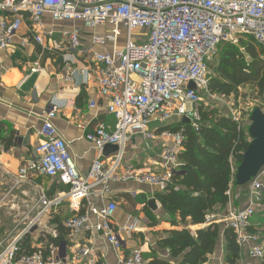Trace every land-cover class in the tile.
Returning <instances> with one entry per match:
<instances>
[{
	"label": "built area",
	"instance_id": "1",
	"mask_svg": "<svg viewBox=\"0 0 264 264\" xmlns=\"http://www.w3.org/2000/svg\"><path fill=\"white\" fill-rule=\"evenodd\" d=\"M21 12L30 13L33 26L41 25L42 19L50 16L56 22H83L91 31L107 27L104 35L93 33L90 41L97 47H112L110 52L81 50L80 30L67 34L70 51L91 57L92 66L85 74L95 77L100 95L107 101V112L115 120L114 126L98 125L87 139L101 154L108 146L117 147L118 151L107 162L97 159L89 175L83 177L72 161L66 141L52 123L54 109L41 130L43 142L37 148L38 156L26 162L19 179L24 180L34 173L57 179L69 190L52 200L41 196L39 203L43 212L39 218L64 200L70 201L72 210L80 212L83 202L89 201L95 193L101 197L108 195L113 182L168 187L180 166L183 136L170 132L161 134L174 138L175 143L164 148L163 172L156 174L124 166L131 140L136 137L152 140L158 132L151 131L150 126L172 120L188 119L197 130L201 122L200 92L214 97L209 92L208 73L219 47L225 43L235 45L241 37H250L264 48V0H0V51L8 50L20 31L24 21ZM36 40L43 44L42 37ZM31 71L40 70L36 66ZM191 84L194 89H190ZM91 106L95 107V103ZM229 110L231 117L239 122L241 113L234 111L233 106ZM4 152L0 127V155ZM263 178L264 168L250 184L246 206L240 210L230 209L223 219L227 228L235 232L241 255L259 263L264 257L261 237L264 225L255 233L250 228L257 208L264 215ZM117 209V204L110 202L94 212V224L89 225L90 215L85 213L66 221L65 227L73 235L83 229L99 233L115 250H121L120 233L133 227L127 230L115 226L113 219ZM213 220L218 223L213 215L208 223ZM34 223H30L28 232ZM25 233L4 249L0 264H58L46 260L41 253L18 258ZM57 235V231L52 234L54 238ZM90 253L91 249L84 247L79 255L88 258ZM123 263L147 264L139 249L133 250Z\"/></svg>",
	"mask_w": 264,
	"mask_h": 264
},
{
	"label": "crops",
	"instance_id": "2",
	"mask_svg": "<svg viewBox=\"0 0 264 264\" xmlns=\"http://www.w3.org/2000/svg\"><path fill=\"white\" fill-rule=\"evenodd\" d=\"M21 14L24 21L20 31L13 38L10 48L0 51V127L1 139L5 146V152L0 155V254L20 236L16 234L18 210L23 220H31L34 209L38 211L40 208L38 202L41 196L52 200L69 190L57 179L34 173L24 180L19 179L20 171L26 162L37 158V148L43 142L41 130L54 109L56 112L52 123L59 136L66 141L72 161L80 175L87 177L97 159L107 162L116 153L101 154L87 139V135L98 125L114 126L115 120L107 112V101L101 97L95 77L90 73L85 74V70L92 66L91 57L70 51L67 37L68 33L79 29L81 50L110 52L111 46L97 47L90 41L93 33L104 35L107 27L101 26L91 31L83 22H56L50 16H45L41 25L33 26L30 13ZM36 37H42L43 44L38 43ZM36 66L40 71L32 73L31 70ZM93 103L95 107L91 106ZM180 122L184 120L151 125L150 130L158 132V136L152 140L133 138L127 147L124 166L133 167L139 172H163L162 152L165 147L174 145L175 140L172 137H162L161 134L167 132L164 131L166 127ZM236 174L237 170L228 206L215 213L217 224L224 227H221L215 252L208 256L206 264H226L224 230L227 226L221 220L234 208L233 197L237 195L238 189L243 187L237 186ZM163 190L135 182H113L110 184L108 195L101 197L95 193L89 201L83 202L80 212L72 210L70 201L64 200L57 208L43 215V228L37 229L42 235L32 239V246L47 249L48 236L54 238L52 234L57 231L54 220L58 219L65 226L69 219L86 213L90 215L89 225H92L96 222L94 212L110 202H115L118 206L113 219L115 226L127 230L133 227L120 233L123 243L121 250H115L103 235L83 229L74 235L70 232L59 246H50L49 256L45 257L39 253L46 260H53L58 264H124L125 257L133 250L139 249L147 262L155 257L160 261L177 264L178 261L171 259L168 250L158 246V241L166 237L162 231L170 229L167 212L156 198ZM152 201L156 202V209L149 206ZM2 216L4 219L1 221ZM220 216H224L223 219H220ZM259 221L261 220L257 216L252 221L256 230L264 223L263 220V223L258 225ZM205 227L188 229L194 233L197 229ZM84 247L91 249L88 258L79 255ZM248 261L249 258L242 253L238 264H248Z\"/></svg>",
	"mask_w": 264,
	"mask_h": 264
},
{
	"label": "trees",
	"instance_id": "3",
	"mask_svg": "<svg viewBox=\"0 0 264 264\" xmlns=\"http://www.w3.org/2000/svg\"><path fill=\"white\" fill-rule=\"evenodd\" d=\"M240 45L244 51L228 43L220 46L222 51L217 57L218 64L211 65V95L237 100L243 86H254L259 95H264V48L250 37H241ZM233 107L237 111L235 105ZM199 109L201 122L197 130L185 122L164 129L170 133H180L184 139L179 153L180 166L171 184L156 195L167 212L170 224V229L162 231L166 237L158 241V246L168 250L171 259L178 261L177 264H206L208 256L214 254L221 227L216 220L208 223V219L228 206L235 176L234 166L242 164L252 142L241 119L237 122L229 113L222 114L216 108L207 109L202 102ZM53 222L57 225L58 235L56 238L48 236L47 249L33 247L32 239L24 237L19 245L18 258L39 252L47 257L51 253L50 246L60 245L70 230L58 219ZM197 226L206 227L194 233L188 229ZM250 231L257 232L254 227ZM224 236L226 264H238L241 249L236 242L235 232L225 228ZM147 264L173 263L154 257ZM260 264H264V257Z\"/></svg>",
	"mask_w": 264,
	"mask_h": 264
},
{
	"label": "rangeland",
	"instance_id": "4",
	"mask_svg": "<svg viewBox=\"0 0 264 264\" xmlns=\"http://www.w3.org/2000/svg\"><path fill=\"white\" fill-rule=\"evenodd\" d=\"M140 40H144V39H140ZM133 41L136 42L137 38H133ZM235 45L237 47H239V49H241V51H244V48L240 45V41ZM221 51H222V49L219 47L217 57L219 55V52L221 53ZM217 57L211 63V65L215 66L218 64V62H216ZM219 59H220V57H219ZM211 74H212V66H210V71L208 73V79L211 77ZM239 91H240V97L237 100H236V98L235 99H233V98L225 99V98H223L221 96H217V95H214V97H212L210 95H207V93H205V92H200V96L202 99V104L204 105L205 108H207V109H211V108L219 109L222 114L227 113V115H229L228 112L229 113L231 112L229 110V107H231L233 105H235V108L237 109V111H239V110L241 111L243 109V112L242 111H241L242 113L240 112L242 114L241 115V121L243 122V127H244L245 131L249 134V130H250V127L252 125V122L250 121V116H251L252 112L257 108H260L264 112V95H259L258 89L254 86H243L240 88ZM234 111H236V110H234ZM237 167L238 166H234V172H236ZM258 176H259V174H258ZM252 182H250L247 185L243 186L242 188L238 189L237 195H234V197H233V207H234L233 209L240 210L246 206L247 201H248L249 191H250V184ZM263 184H264V178H263ZM263 197H264V193H263ZM38 205H40L39 202H38ZM21 212H22V210H21ZM42 212H43V207L40 205V208L38 209V211L34 209L33 218L31 220H28V219L23 220L20 216V214H21L20 210H18V212H17L18 223L16 224V234L18 236L19 235L21 236V234H24L25 232L27 233L28 232L27 230L30 226V223H33L35 221L34 225L31 226V230L27 234L25 233L24 237H30L33 240L37 239L38 236L41 237L42 234H40V232L37 229L43 228L42 217L44 214L41 216V218H39V216ZM256 212H257V218H259L261 220L258 222V225L259 224L261 225L263 223V220H264V215H263V213H261L259 208L256 209ZM223 217L224 216H220V219H223ZM3 219H4V217L2 216L1 221ZM21 219H22V222L20 223ZM221 221H223V220H221ZM1 226H2V228L4 227V222H2ZM222 226L224 227V225H222ZM260 228H261V226H260ZM191 232H193V230H191ZM263 233L264 232H261V237H262V241L264 244ZM248 264H259V262H254V261H251L249 259Z\"/></svg>",
	"mask_w": 264,
	"mask_h": 264
},
{
	"label": "water",
	"instance_id": "5",
	"mask_svg": "<svg viewBox=\"0 0 264 264\" xmlns=\"http://www.w3.org/2000/svg\"><path fill=\"white\" fill-rule=\"evenodd\" d=\"M194 88L195 86L191 84L190 89ZM250 121L252 125L249 135L252 142L244 154L242 164L237 169V186H245L252 182L264 168V112L260 108L255 109L250 116ZM184 122L190 123L188 119H184ZM117 151V147L108 146L105 148L104 154L108 155ZM149 206L156 209V202L152 201Z\"/></svg>",
	"mask_w": 264,
	"mask_h": 264
}]
</instances>
